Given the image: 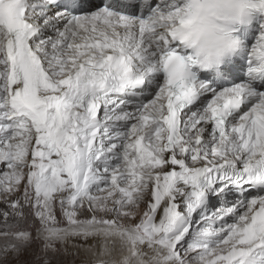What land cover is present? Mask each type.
I'll return each mask as SVG.
<instances>
[{
    "label": "snow or ice",
    "instance_id": "obj_1",
    "mask_svg": "<svg viewBox=\"0 0 264 264\" xmlns=\"http://www.w3.org/2000/svg\"><path fill=\"white\" fill-rule=\"evenodd\" d=\"M183 4L0 0V264H264V0L212 73Z\"/></svg>",
    "mask_w": 264,
    "mask_h": 264
},
{
    "label": "clouds",
    "instance_id": "obj_2",
    "mask_svg": "<svg viewBox=\"0 0 264 264\" xmlns=\"http://www.w3.org/2000/svg\"><path fill=\"white\" fill-rule=\"evenodd\" d=\"M253 17V0H184L172 27L180 29L187 53L198 66L215 71L237 56L239 32ZM180 19L189 23L181 26Z\"/></svg>",
    "mask_w": 264,
    "mask_h": 264
}]
</instances>
